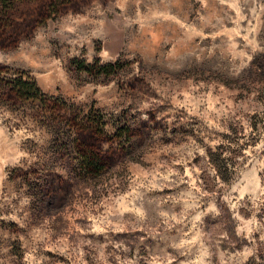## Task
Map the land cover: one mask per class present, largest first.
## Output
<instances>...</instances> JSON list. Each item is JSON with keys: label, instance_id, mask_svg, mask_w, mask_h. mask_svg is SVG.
Returning <instances> with one entry per match:
<instances>
[{"label": "rangeland", "instance_id": "374dc122", "mask_svg": "<svg viewBox=\"0 0 264 264\" xmlns=\"http://www.w3.org/2000/svg\"><path fill=\"white\" fill-rule=\"evenodd\" d=\"M0 264H264V0H0Z\"/></svg>", "mask_w": 264, "mask_h": 264}, {"label": "trees", "instance_id": "16d2710c", "mask_svg": "<svg viewBox=\"0 0 264 264\" xmlns=\"http://www.w3.org/2000/svg\"><path fill=\"white\" fill-rule=\"evenodd\" d=\"M18 94H20L23 99L30 101L32 98L35 99L40 93V89L37 87L36 82L33 81H24L21 78L11 79L8 81Z\"/></svg>", "mask_w": 264, "mask_h": 264}]
</instances>
